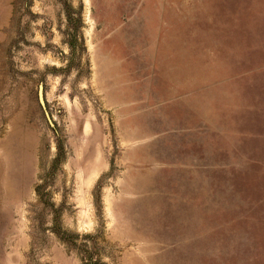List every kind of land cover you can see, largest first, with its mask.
Instances as JSON below:
<instances>
[{
	"label": "rangeland",
	"instance_id": "374dc122",
	"mask_svg": "<svg viewBox=\"0 0 264 264\" xmlns=\"http://www.w3.org/2000/svg\"><path fill=\"white\" fill-rule=\"evenodd\" d=\"M0 264H264V0H0Z\"/></svg>",
	"mask_w": 264,
	"mask_h": 264
},
{
	"label": "water",
	"instance_id": "95a60500",
	"mask_svg": "<svg viewBox=\"0 0 264 264\" xmlns=\"http://www.w3.org/2000/svg\"><path fill=\"white\" fill-rule=\"evenodd\" d=\"M39 100H40L41 105L43 106L44 105V101H43V96H42V90H41V88H39Z\"/></svg>",
	"mask_w": 264,
	"mask_h": 264
}]
</instances>
